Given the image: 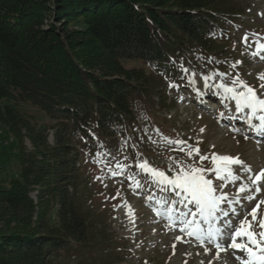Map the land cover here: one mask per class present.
Returning <instances> with one entry per match:
<instances>
[{
    "label": "trees",
    "instance_id": "1",
    "mask_svg": "<svg viewBox=\"0 0 264 264\" xmlns=\"http://www.w3.org/2000/svg\"><path fill=\"white\" fill-rule=\"evenodd\" d=\"M221 1L0 0V123L19 141L21 166L0 190V264H58L94 245L99 229L80 201L77 145L128 136L151 85L145 70L121 61L174 79L180 59L230 34ZM19 103L56 121L55 146Z\"/></svg>",
    "mask_w": 264,
    "mask_h": 264
},
{
    "label": "rangeland",
    "instance_id": "2",
    "mask_svg": "<svg viewBox=\"0 0 264 264\" xmlns=\"http://www.w3.org/2000/svg\"><path fill=\"white\" fill-rule=\"evenodd\" d=\"M220 5L230 14V34L219 39L204 54L180 59L177 66L180 72L174 79L154 72L141 60L121 61L125 69L145 70L151 94L137 101L133 129L128 136L102 139V144L94 148L77 145L80 201L86 215L98 224L99 231L94 245L81 254L62 256L58 264H209L210 261L211 264H241L236 256L246 253L228 247L216 258L217 249L212 243L202 245L181 232L180 213L194 206L188 204L186 207L187 202H182V196L176 191H165L164 186L136 166L147 161L171 177L176 172L175 162L186 167L195 164L212 169L213 155L239 157L251 171L233 166L239 174L235 182L221 181L212 173H206L213 179L214 186L221 185L216 194L226 197L213 227L222 225L230 229L238 220L236 214L240 213L243 218L257 201L264 200V186H261L264 181L257 186L251 183L253 176L264 171V139L255 137L253 130L247 127V114L235 111L234 101L226 99L222 90L215 87L220 83L230 84L238 76L264 98V87H261L264 80L259 78L264 75V59L252 55L256 51L254 42H264V0H222ZM245 36L249 38L247 44L243 40ZM205 77H212L207 81L209 86H205ZM17 108L32 117L37 128L46 131L48 144L55 146L56 121L29 104L19 103ZM258 123L254 121L255 125ZM0 130L7 142L0 145L1 190L8 189L11 181L20 178L21 166L19 141L1 123ZM256 131L257 135H264ZM169 140L185 143L169 144ZM23 144L28 152L34 151L27 137ZM197 148L198 154L195 151L191 156L187 154ZM202 156L208 159L201 162ZM117 164L124 166L123 171ZM240 187L248 191L241 193ZM39 193L37 188L30 194L35 202ZM248 196L255 198L249 201ZM169 200L174 203H166ZM158 202H165L164 206ZM169 209L177 223L169 221ZM52 215L56 222L55 211ZM247 219L252 221L250 215ZM260 219H264V204L257 211V221ZM201 224L207 226L203 221ZM255 231L261 229L255 227ZM222 242L227 244L226 236Z\"/></svg>",
    "mask_w": 264,
    "mask_h": 264
},
{
    "label": "snow or ice",
    "instance_id": "3",
    "mask_svg": "<svg viewBox=\"0 0 264 264\" xmlns=\"http://www.w3.org/2000/svg\"><path fill=\"white\" fill-rule=\"evenodd\" d=\"M248 39L247 36L243 37L245 44L248 43ZM254 43L256 44V51L252 55L260 56L261 59H264V55H261L264 52V42L257 40ZM183 71L187 72L188 69H183ZM259 78L264 80V75ZM209 79H212V77H205V86H209L207 84ZM215 87L218 90H222V94L226 99L234 101L235 111L247 114V124L250 128L256 127L258 131L264 132V98L258 96L256 91L240 80L238 76L230 84L220 83L215 85ZM261 87H264V84ZM254 121H259L258 126L254 124ZM168 143L184 144L185 142L169 140ZM192 151L199 153L197 148L190 150L187 154L191 156ZM200 159L203 162L208 157L202 156ZM212 163L214 164L212 169H205L195 164L186 167L179 162H175L176 172L171 177L164 171L153 168L147 161H143L136 166L142 172L148 174L154 182L164 186L165 191L169 189L176 191L177 195L182 196V202H187L185 204L186 207L188 204L194 206L188 212L180 213L178 222L181 232H186L189 236L201 242L202 245L206 242L212 243L217 249L216 258H219L220 251H226L228 247H231L239 252L246 253L245 256H236V259L241 264H264V219L257 221V211L264 204V200H260L254 208L245 212L243 218L238 219L235 224L229 222L231 224L230 229H225L222 225L213 227L216 214L220 211L221 202L226 200V197L216 194L220 190L221 185L217 184L214 186L213 179L206 176V173H212L215 178L221 181L230 179L235 182L239 178V174L238 171L234 170L233 166L244 168L246 171H251V169L247 168L239 157L213 155ZM117 167L123 171L124 166L117 164ZM116 174L113 172V175ZM252 180L253 183L260 184V182L264 181V171H261L258 176L252 177ZM137 186L139 187V182H137ZM261 186H264V184H261ZM239 190L241 193L248 191L246 187H240ZM254 198L253 196L247 197L249 201ZM158 203L164 206L165 202ZM166 203H174V200H169ZM129 210L131 211L130 206ZM157 211L160 214L159 210ZM171 212L172 210L169 209L167 213L169 221L177 223V218H174ZM222 214L225 216L229 215L227 212ZM233 214H236L235 209H233ZM249 215L252 217V221L247 219ZM201 221L207 226H202ZM255 227H259L261 231L256 232ZM225 236L227 237V244L222 242ZM238 240L244 242H238ZM205 251L207 252L208 249H205ZM209 264H211V261Z\"/></svg>",
    "mask_w": 264,
    "mask_h": 264
},
{
    "label": "built area",
    "instance_id": "4",
    "mask_svg": "<svg viewBox=\"0 0 264 264\" xmlns=\"http://www.w3.org/2000/svg\"><path fill=\"white\" fill-rule=\"evenodd\" d=\"M4 144H7V142H5L3 137L0 136V145H4Z\"/></svg>",
    "mask_w": 264,
    "mask_h": 264
},
{
    "label": "bare ground",
    "instance_id": "5",
    "mask_svg": "<svg viewBox=\"0 0 264 264\" xmlns=\"http://www.w3.org/2000/svg\"><path fill=\"white\" fill-rule=\"evenodd\" d=\"M259 124V123H258ZM258 124H256L258 126ZM256 128V127H255ZM257 129V128H256ZM260 132V131H259ZM0 136H2V131L0 130ZM257 137V136H256ZM257 176V175H256ZM255 177V176H253ZM252 179V178H251Z\"/></svg>",
    "mask_w": 264,
    "mask_h": 264
}]
</instances>
